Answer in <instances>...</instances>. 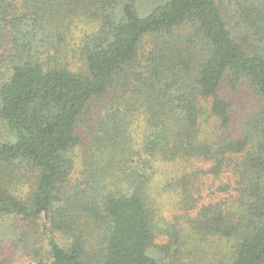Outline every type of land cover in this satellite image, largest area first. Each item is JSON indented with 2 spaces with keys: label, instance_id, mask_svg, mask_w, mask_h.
<instances>
[{
  "label": "trees",
  "instance_id": "1",
  "mask_svg": "<svg viewBox=\"0 0 264 264\" xmlns=\"http://www.w3.org/2000/svg\"><path fill=\"white\" fill-rule=\"evenodd\" d=\"M247 4L237 36L218 0H0V235L42 218L41 264H264ZM244 80L260 98L235 116Z\"/></svg>",
  "mask_w": 264,
  "mask_h": 264
},
{
  "label": "rangeland",
  "instance_id": "2",
  "mask_svg": "<svg viewBox=\"0 0 264 264\" xmlns=\"http://www.w3.org/2000/svg\"><path fill=\"white\" fill-rule=\"evenodd\" d=\"M248 1L218 0L224 19L233 34L237 36L242 28L237 14L240 13L242 5H248ZM221 92L232 101L235 116L237 112L245 110L248 106H252L260 98L249 80H244L236 88L225 87ZM80 131L84 132L85 128ZM216 194L218 195L216 198H221L223 195V193ZM212 198L208 195V191H206L202 203ZM43 221L42 218L34 221L21 217L6 218L4 225L6 226L7 233L4 236L0 235V259L10 264H41L48 261L51 257V247L42 233Z\"/></svg>",
  "mask_w": 264,
  "mask_h": 264
}]
</instances>
